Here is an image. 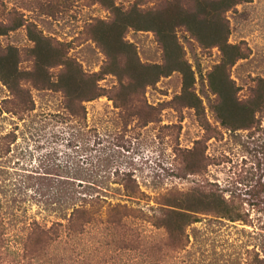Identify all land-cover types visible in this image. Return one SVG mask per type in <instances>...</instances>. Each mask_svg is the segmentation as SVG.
Masks as SVG:
<instances>
[{"label":"rangeland","instance_id":"1","mask_svg":"<svg viewBox=\"0 0 264 264\" xmlns=\"http://www.w3.org/2000/svg\"><path fill=\"white\" fill-rule=\"evenodd\" d=\"M133 1L115 0L123 7ZM109 15L92 0H0L1 22L21 17L35 23L43 34L66 42L87 73L97 71L104 56L88 38L86 26ZM226 16L229 42L244 41L248 48L247 56L230 69L237 96L247 98L257 78L264 77V0H240ZM177 36L214 129L207 139L194 109L171 101L182 86L177 71L148 86L141 98L133 95L126 108L102 95L82 102L84 109L78 106L74 113L62 91L25 83L29 103L24 105L0 81V264H250L254 252L264 258V110L249 128L220 125L207 82L220 52L203 48L184 30ZM126 39L141 61H162L153 32L130 29ZM0 41L19 48L30 45L24 26ZM99 85L111 89L117 78L105 75ZM185 162L193 174L186 173ZM125 173L137 184L136 196L127 197L119 183ZM192 191L208 202L206 209L224 203L240 218L229 220L213 209L199 213V220L186 229V245L159 259L166 241L147 216L163 194ZM76 196L140 208L142 213L135 211L126 220L142 243L120 241L125 236L108 222L104 201L83 231H68L71 210L80 202ZM56 223L58 236L50 232V243L24 255L25 249L40 246L31 232Z\"/></svg>","mask_w":264,"mask_h":264},{"label":"trees","instance_id":"2","mask_svg":"<svg viewBox=\"0 0 264 264\" xmlns=\"http://www.w3.org/2000/svg\"><path fill=\"white\" fill-rule=\"evenodd\" d=\"M100 3L110 13L107 19L94 18L86 26L85 33L99 48L104 61L97 71L87 73L81 63L69 53L68 44L47 36L33 22L23 18H13L4 23L0 21V38L9 31L24 26L30 45L19 48L2 45L0 41V81L10 93L24 105L27 100L25 83L42 89L62 91L66 106L74 113L76 107L84 109L82 102L107 95L116 106L126 108L132 96L143 95L148 86L155 85L161 77L177 71L182 77L180 93L172 98L178 106L194 109L200 126L204 130V139L214 134V129L206 117L205 108L194 90V72L185 59L182 44L177 32L186 31L203 48L216 47L220 52V61L207 73V82L214 100L210 104L215 120L223 127L235 130L251 127L257 112L264 110V77H258L247 98L237 96V87L231 78L230 69L235 62L245 58L248 48L244 41L229 42L230 26L226 13L240 0H134L128 7L117 4L115 0H92ZM151 31L162 50L159 63L140 60L136 46L126 39L128 30ZM26 61L28 66L23 63ZM53 68L58 70L51 73ZM117 78V85L111 89L99 85L105 75ZM29 103V102H28ZM186 173L193 174L189 162H185ZM118 176V174H117ZM127 197L139 194L135 180L128 173L120 177ZM136 184V185H135ZM163 194L156 202L155 211L149 214L148 221L157 230L162 231L165 239L164 251L158 250V258L164 253L182 249L186 245L187 227L199 220V213L213 211L229 220H237L226 204L213 205L195 196L192 191ZM80 201L74 204L67 220L68 231H83L87 223L92 222L102 210L104 203L108 222L115 231H120L125 238L120 241H132L134 245L142 243L138 236H133L132 227L127 224V216L142 213L140 208H133L120 202L110 203L98 196H76ZM102 199V200H100ZM101 201L104 203L101 204ZM75 203V202H74ZM222 203V202H221ZM58 223L51 227L33 231L34 238L40 243L36 249H25L24 255L42 250L53 239L50 232L58 236ZM128 236L133 238L128 239ZM168 241V243H167ZM42 242V244H41ZM39 245V244H38ZM167 249V250H166ZM149 249H146L148 253ZM250 264H264V258L257 252L251 257Z\"/></svg>","mask_w":264,"mask_h":264}]
</instances>
